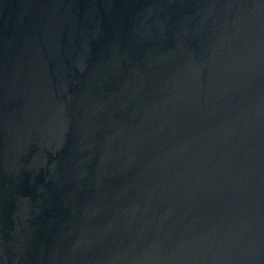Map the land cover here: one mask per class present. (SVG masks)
I'll return each mask as SVG.
<instances>
[{
	"label": "water",
	"instance_id": "obj_1",
	"mask_svg": "<svg viewBox=\"0 0 264 264\" xmlns=\"http://www.w3.org/2000/svg\"><path fill=\"white\" fill-rule=\"evenodd\" d=\"M0 264H264V0H0Z\"/></svg>",
	"mask_w": 264,
	"mask_h": 264
}]
</instances>
